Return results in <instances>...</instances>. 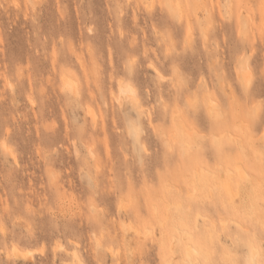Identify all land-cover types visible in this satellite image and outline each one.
Listing matches in <instances>:
<instances>
[{
    "label": "rangeland",
    "instance_id": "374dc122",
    "mask_svg": "<svg viewBox=\"0 0 264 264\" xmlns=\"http://www.w3.org/2000/svg\"><path fill=\"white\" fill-rule=\"evenodd\" d=\"M166 262L264 264V0H0V264Z\"/></svg>",
    "mask_w": 264,
    "mask_h": 264
},
{
    "label": "bare ground",
    "instance_id": "6f19581e",
    "mask_svg": "<svg viewBox=\"0 0 264 264\" xmlns=\"http://www.w3.org/2000/svg\"><path fill=\"white\" fill-rule=\"evenodd\" d=\"M66 82V84H68V85H70V81H68V80H65ZM119 92L121 93V94H128V93H132V89L129 87V86H125V85H121L120 84V86H119ZM119 97H120V95H119ZM118 99H120V98H118ZM118 101V100H117ZM90 111V110H89ZM229 185V184H228ZM227 185V186H228ZM172 246V245H171ZM189 246H191V245H189ZM191 248V247H190ZM16 249V248H15ZM192 249V248H191ZM195 250V249H194ZM197 250V249H196ZM188 253H186V254H188L189 255V253H191L189 250H186ZM27 252V251H26ZM254 253V252H253ZM254 255H255V253H254ZM187 256V255H186ZM191 257V256H190ZM252 258H253V256H252ZM187 260V259H186ZM189 260H191L190 258H189ZM192 261L193 260H191L190 262L192 263ZM252 261V260H251ZM168 262H166V264H167ZM253 263V262H252ZM169 264V263H168ZM254 264V263H253Z\"/></svg>",
    "mask_w": 264,
    "mask_h": 264
}]
</instances>
